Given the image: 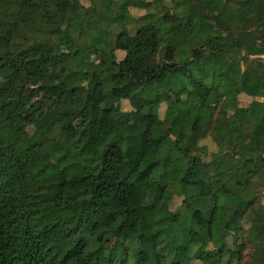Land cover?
I'll use <instances>...</instances> for the list:
<instances>
[{
    "label": "trees",
    "instance_id": "1",
    "mask_svg": "<svg viewBox=\"0 0 264 264\" xmlns=\"http://www.w3.org/2000/svg\"><path fill=\"white\" fill-rule=\"evenodd\" d=\"M88 1L99 21L78 0H0V264H264V205L250 204L246 184L264 186V62L250 55L255 43L264 51V0ZM60 23L78 57L60 48ZM92 56V70L76 68ZM47 69L57 83L30 90ZM46 112L57 120L45 141L23 149L20 135ZM241 136L251 163L235 155ZM50 163L58 170L45 178ZM110 237L121 251L104 257Z\"/></svg>",
    "mask_w": 264,
    "mask_h": 264
},
{
    "label": "rangeland",
    "instance_id": "2",
    "mask_svg": "<svg viewBox=\"0 0 264 264\" xmlns=\"http://www.w3.org/2000/svg\"><path fill=\"white\" fill-rule=\"evenodd\" d=\"M50 4H54L56 0H46ZM82 6H84V13L88 19H93L99 21L98 18H96L95 13L90 7L88 0H78ZM228 8H222L214 12V18H223L227 14ZM130 13L133 17H139L144 14L143 11L137 10V9H131ZM185 13L183 11H179L176 15L182 16ZM200 18V19H199ZM198 19L201 20L200 22L205 26L208 33L214 31L212 28V23L214 18L207 17V16H201ZM127 24V20H116L115 27L118 29L122 28L125 29ZM57 35H58V43L62 51L73 54L75 56H79V46L76 43V41L72 38V34L68 30V27L64 23H60L57 28ZM213 34V33H212ZM188 35V31L186 29H183L180 33L181 36V45L184 49H188V45L185 42V38ZM250 55L252 59H257L260 62H264V51L261 49V47L255 43L253 44L252 48L250 49ZM124 54L118 53L117 59H122ZM97 64L95 57H89L88 59H84L81 62H78L76 64V68L80 71H90L92 70L95 65ZM57 83L56 74L53 70H44L41 73V76L36 79H31L28 82V86L30 90H35L36 88L47 85V86H53ZM8 88V82L6 80L0 79V90H5ZM86 82H75L74 86L71 88V90L77 91L80 95L86 94ZM248 97L240 96L239 98V115L240 117H243L246 113V110L249 106V104L252 102V99H247ZM34 100H28L26 99V105L29 106ZM168 106L171 107V109L175 111H179L182 109V100L179 98L178 95L171 94L168 98ZM122 110L124 112H129L131 110V107L128 103L124 102L122 104ZM165 110V105L161 106L160 114L162 116L163 112ZM57 120V115L55 113L46 112L42 119H39L36 121L32 126H29L24 129L22 134L20 135V143L23 149H27L33 145L36 144H42L45 141L46 134L48 130L52 127V125ZM76 130L78 132H84V124L83 122H77L75 124ZM130 131L135 134L137 133V126L134 124H130ZM179 133V130L176 129L173 126H169L167 128V134L171 139H174ZM249 138L247 136H241L239 140V145L237 149L235 150V155L239 160L243 162H251V157L248 153V144ZM202 145L206 146L209 153H212L215 151L214 145L211 143L209 139H205L202 143ZM128 158V157H127ZM127 160V159H126ZM208 160V158L206 159ZM58 170L57 166L54 163H50L44 168L43 176L45 178L51 176L52 174L56 173ZM122 176L125 178L127 177L129 170L127 168V164L125 163L121 169ZM247 188L251 192V201L250 204H255L257 202H260L262 205H264V186L262 187L261 184L255 180V179H249L246 181ZM181 205V199L180 198H174L172 202L171 209L173 211L177 210L179 206ZM109 244H104L100 246L99 251L102 254V256L106 257L108 256L111 246L114 245V247L118 248V251H121V248L119 245L114 241V238H109ZM208 255L212 258L216 256V253L212 249V246L209 245L208 247ZM190 264H201L199 261H192ZM225 264V263H221Z\"/></svg>",
    "mask_w": 264,
    "mask_h": 264
},
{
    "label": "crops",
    "instance_id": "3",
    "mask_svg": "<svg viewBox=\"0 0 264 264\" xmlns=\"http://www.w3.org/2000/svg\"><path fill=\"white\" fill-rule=\"evenodd\" d=\"M199 17H201V16H199ZM199 17H198V18H199ZM199 19H200V18H199ZM199 19H198V21L200 22L201 20H199ZM200 23H201V22H200ZM186 31H188V30H186ZM188 34H189V31H188ZM187 36H188V35H187ZM184 40H185V42H186V38H185ZM181 46H182V45H181ZM185 50H186V51L189 50V47H188V49H185ZM247 99H249V98H247ZM244 115H245V114H244ZM241 118H242V117H241ZM249 141H250V140H249ZM249 143H250V142H249ZM263 150H264V148H263ZM250 157H251V156H250ZM263 157H264V155H263ZM253 158H254V157H251V159H253ZM238 159H239V158H238ZM254 160H255V158H254L253 160H251V162H253ZM251 162H249V163H251Z\"/></svg>",
    "mask_w": 264,
    "mask_h": 264
}]
</instances>
